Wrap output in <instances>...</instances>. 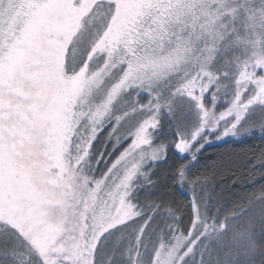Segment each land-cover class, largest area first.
Returning <instances> with one entry per match:
<instances>
[{"label": "snow or ice", "instance_id": "1", "mask_svg": "<svg viewBox=\"0 0 264 264\" xmlns=\"http://www.w3.org/2000/svg\"><path fill=\"white\" fill-rule=\"evenodd\" d=\"M0 264H264V0H0Z\"/></svg>", "mask_w": 264, "mask_h": 264}, {"label": "trees", "instance_id": "2", "mask_svg": "<svg viewBox=\"0 0 264 264\" xmlns=\"http://www.w3.org/2000/svg\"><path fill=\"white\" fill-rule=\"evenodd\" d=\"M240 147L241 146L239 145H232L230 143L216 142L206 149V154L204 157H202V159L205 161H211L217 159L218 156L221 157L223 162L221 163L220 167L221 170H223L224 168L229 166V158L231 156V152H239ZM234 179L235 177L224 176L222 179H220V183L223 186H227ZM249 188V185H233L232 188L228 190L229 192H225V196H230L231 192H235L237 194L242 195L245 191L249 190Z\"/></svg>", "mask_w": 264, "mask_h": 264}, {"label": "rangeland", "instance_id": "3", "mask_svg": "<svg viewBox=\"0 0 264 264\" xmlns=\"http://www.w3.org/2000/svg\"><path fill=\"white\" fill-rule=\"evenodd\" d=\"M219 143V142H218Z\"/></svg>", "mask_w": 264, "mask_h": 264}]
</instances>
